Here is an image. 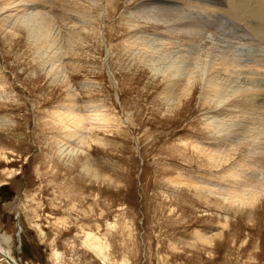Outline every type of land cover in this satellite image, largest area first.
Returning a JSON list of instances; mask_svg holds the SVG:
<instances>
[{
    "label": "rangeland",
    "instance_id": "obj_1",
    "mask_svg": "<svg viewBox=\"0 0 264 264\" xmlns=\"http://www.w3.org/2000/svg\"><path fill=\"white\" fill-rule=\"evenodd\" d=\"M4 1L0 241L16 250L14 259L264 264V165L257 161L264 156L250 153L253 145L230 149L232 122L220 110L230 92L244 87L235 74L247 70L264 90V39L257 41L252 30L259 21L240 23L241 37L231 18L230 27L225 20L217 28L219 37L204 36L199 48H230V76L186 72L188 96L170 105L163 94L166 64L149 48H170L168 27L137 14L139 6L159 0H49L22 7ZM210 78L221 85L207 92ZM218 94L224 97L217 100ZM72 112L83 125L69 132ZM242 116L251 115L244 110ZM222 122L229 132L219 134ZM254 127L264 135V124ZM215 146L222 150L217 157L209 151ZM243 190V198L255 195L253 206L232 199ZM88 235L102 239L99 251Z\"/></svg>",
    "mask_w": 264,
    "mask_h": 264
},
{
    "label": "bare ground",
    "instance_id": "obj_2",
    "mask_svg": "<svg viewBox=\"0 0 264 264\" xmlns=\"http://www.w3.org/2000/svg\"><path fill=\"white\" fill-rule=\"evenodd\" d=\"M102 1L104 2V0ZM233 1L234 0H159L158 5H154L153 2H150L151 4L148 6H139L137 14H141L143 17L147 16L153 18L154 20H156L155 23L157 22L156 24H160L161 27H164V25L168 27V30L164 34V36L168 37L166 40L167 44L170 45V48L165 49L163 47L164 51H154L155 48H157V46H160L161 44H152L149 48L153 50V53H155L156 55H158V53L160 52L161 55L159 57L161 58L159 61L161 63L164 62L163 64H166V75H169V82L165 85L166 88L163 90V94H166L165 99L170 105L180 101V99H186L188 96L187 91L190 89L192 82L190 79L188 80V78H185L187 76L186 72H192L195 75L199 74L200 76H205L207 71L209 73L208 76L211 75V77H213V74H219L218 77L220 75L230 76V68L232 64L231 61L233 59H229L230 67H228L229 60L227 58H230V48H218V43H215V45H213L214 49H216L215 52L213 51L212 47H209V45H206V43L204 44L203 48H199V45H201L202 41L204 40V36L212 35L214 37H219L220 34L215 35V33L217 31V28H220L221 24L224 23L225 20L226 25L230 27L229 24L231 18V22L236 26L233 27V33H236V35H239L240 37V34L243 31L242 29H240L242 26L240 28L237 27L240 26V23L244 22L243 27L245 28V21L248 18H250V22L254 21L255 23H257L259 21L257 26L252 27V30L255 33L254 37H258V40H255L259 41V38L264 39V0ZM49 3V0H7L4 5L8 7L13 4L14 6L22 7L27 4L43 6ZM46 19L47 21H49V23L52 24L51 17H47ZM185 22L186 24H183ZM127 26L128 29L131 28L129 24H127ZM249 26L251 27V23L249 24ZM171 27H176V29H171ZM176 31L177 33L179 31L181 32V37L174 38V33ZM183 45L186 46V48L183 49ZM162 46H160L159 48L161 49ZM216 53L217 55H215ZM199 54L201 55L199 56ZM244 71L245 74H235L236 77H243L245 79V85L243 81L244 87L241 86L243 89H241L239 86L237 87L238 90L230 92V100L227 101V99L220 108V110L222 109L221 113L225 116H228L230 118V122H232V124L230 125V132L228 130V127L226 128L223 122L217 124L218 128H222V130L218 131H220L219 134L223 132L230 133V149H232V151H234L235 153L241 146H243V144H245L246 147L253 145L251 147L252 149L249 148L250 153H252L253 155L256 156L261 154L262 156H264V142L260 143L263 145V149H261L260 145L258 144L259 140H264V135L257 127H254L256 126V124H264V90L259 85L257 78H253L252 75L246 76V74H248L246 72L247 70ZM240 72L242 73V71ZM251 74L254 73L251 71ZM218 84L221 85L220 81H213L212 78H210V80L206 83V91L208 90L207 92H209L210 90H215V88L220 86H217ZM227 97L229 98V96ZM214 98L219 100L221 96L218 94V96L216 95V97ZM66 110H68L65 111L66 113L69 111L71 112L72 108L69 107ZM244 110H246L247 113H250L251 116L243 117L242 115L244 113ZM237 112H239L240 114H237ZM69 114H72V116L74 115V113L72 112L68 113L67 116H69ZM238 115H240L241 118ZM73 118V127L69 129V132L74 129L75 123L77 125V129L81 128L83 125L81 123L79 115H74ZM242 132L243 135L241 136ZM69 138H71V136H64L62 140L66 141ZM234 139H236L237 141H232ZM68 141L66 143H68ZM209 151L214 152L215 154H213L215 156L220 154L222 150L219 148V146H215ZM258 157L259 160L257 161H259L260 164L262 163L264 165V158H262L260 155ZM211 159L212 161H215L214 157ZM250 166H255V163H251ZM243 192H245V190L239 191L238 194H236L232 199H234V201L239 204H243L246 201L247 203H249L248 205L253 206L256 200L251 197H254L255 195L253 196V194H249L247 198H243L246 195L242 194L244 196H239V194ZM18 232L21 233L20 228ZM86 237V241H91L95 248L99 251V247H102V239H92L89 235ZM4 239L5 240L3 243L4 245H6L9 240L7 238ZM95 248L93 247V249ZM10 251L6 246L4 247L0 241V261L4 262V260H2L1 258L3 257L9 258L12 262H14V264H19V261L14 259L13 257L14 250L12 252ZM93 252H95V250ZM8 263L9 262H7V264Z\"/></svg>",
    "mask_w": 264,
    "mask_h": 264
},
{
    "label": "water",
    "instance_id": "obj_3",
    "mask_svg": "<svg viewBox=\"0 0 264 264\" xmlns=\"http://www.w3.org/2000/svg\"><path fill=\"white\" fill-rule=\"evenodd\" d=\"M2 260L9 262L8 264H14V262H12L9 258H3L2 257Z\"/></svg>",
    "mask_w": 264,
    "mask_h": 264
}]
</instances>
